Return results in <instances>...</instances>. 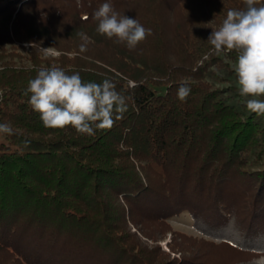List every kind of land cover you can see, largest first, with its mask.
Here are the masks:
<instances>
[{
  "label": "trees",
  "instance_id": "trees-1",
  "mask_svg": "<svg viewBox=\"0 0 264 264\" xmlns=\"http://www.w3.org/2000/svg\"><path fill=\"white\" fill-rule=\"evenodd\" d=\"M105 2L152 34L132 50L100 35L93 14ZM81 5L0 0V124L13 129L0 142V264L259 260L264 116L239 94L237 53L216 55L208 41L228 10H246L243 0ZM52 66L85 83L111 80L127 111L91 136L44 127L24 93ZM182 84L191 89L185 101L177 98ZM184 213L198 235L171 226Z\"/></svg>",
  "mask_w": 264,
  "mask_h": 264
},
{
  "label": "clouds",
  "instance_id": "clouds-1",
  "mask_svg": "<svg viewBox=\"0 0 264 264\" xmlns=\"http://www.w3.org/2000/svg\"><path fill=\"white\" fill-rule=\"evenodd\" d=\"M246 10H228L218 29L213 30L208 41L215 54L235 51L237 60L233 65L238 78V91L246 99L247 110L264 116V5L260 0H243ZM78 6L81 0H77ZM85 20L87 16L83 17ZM96 31L115 43L126 44L132 50L151 35V29L143 27L137 19L120 15L108 2L94 12ZM86 51L88 37L80 33ZM45 55L50 48H43ZM190 87L182 84L177 98L185 101ZM30 95V107L40 115L44 127L64 129L72 127L81 135H94L95 130L110 128L115 119H121L127 111L126 98L116 91V84L105 79L102 83L83 82L79 73L66 74L56 66L41 68L29 81L25 95ZM0 132L13 134L8 124H0ZM252 264H264V256Z\"/></svg>",
  "mask_w": 264,
  "mask_h": 264
},
{
  "label": "rangeland",
  "instance_id": "rangeland-1",
  "mask_svg": "<svg viewBox=\"0 0 264 264\" xmlns=\"http://www.w3.org/2000/svg\"><path fill=\"white\" fill-rule=\"evenodd\" d=\"M43 48H50V51L48 52L47 55L49 56H57L59 52L51 47H43ZM42 48V50H43ZM24 53V51H22ZM44 52V51H43ZM233 65L235 62H231ZM133 82L130 81V85H132ZM238 86V82H236ZM4 141V138L0 132V142ZM171 226L173 229L187 233V234H192V235H198V232L194 229L193 227V220L188 213H184L179 217L173 218L169 220ZM172 235L169 233L166 238L161 242V246L164 250L169 251L168 244L171 241ZM179 256V255H178Z\"/></svg>",
  "mask_w": 264,
  "mask_h": 264
}]
</instances>
